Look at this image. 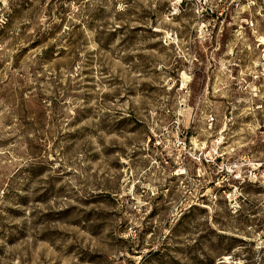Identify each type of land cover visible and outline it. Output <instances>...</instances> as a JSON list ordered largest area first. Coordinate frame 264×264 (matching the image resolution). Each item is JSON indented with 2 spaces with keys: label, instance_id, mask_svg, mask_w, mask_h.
<instances>
[{
  "label": "rangeland",
  "instance_id": "1",
  "mask_svg": "<svg viewBox=\"0 0 264 264\" xmlns=\"http://www.w3.org/2000/svg\"><path fill=\"white\" fill-rule=\"evenodd\" d=\"M0 264H264V0H0Z\"/></svg>",
  "mask_w": 264,
  "mask_h": 264
}]
</instances>
